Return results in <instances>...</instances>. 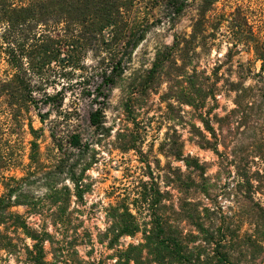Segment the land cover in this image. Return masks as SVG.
<instances>
[{"label":"trees","instance_id":"trees-1","mask_svg":"<svg viewBox=\"0 0 264 264\" xmlns=\"http://www.w3.org/2000/svg\"><path fill=\"white\" fill-rule=\"evenodd\" d=\"M227 2L0 0V56L8 66L0 77V264H264V18L239 5L226 14L220 10ZM191 6L190 33H174L169 45L156 49L124 104L133 128L117 132L114 145L134 152L139 176L106 206L87 204V172L97 161L95 137L106 133L112 87L154 24L155 11L174 27ZM222 44L214 65L203 67L201 58ZM87 52L96 58L90 67L78 62ZM242 52L252 59L236 61L233 69ZM76 70L84 72L88 138L78 124L80 99L74 95L65 105L81 81H70ZM151 95H158L168 125L158 147L164 166L158 158L149 161L138 129ZM226 97L234 107L215 113ZM32 114L42 127L34 128ZM234 119L251 123L248 143L235 138ZM175 122L189 127L187 139ZM24 135L31 137L25 164ZM186 142L214 153L220 170H235L225 209L216 194L220 171L207 175L204 163L185 154ZM96 208L105 227L92 230Z\"/></svg>","mask_w":264,"mask_h":264},{"label":"rangeland","instance_id":"rangeland-1","mask_svg":"<svg viewBox=\"0 0 264 264\" xmlns=\"http://www.w3.org/2000/svg\"><path fill=\"white\" fill-rule=\"evenodd\" d=\"M244 6L250 8H256L258 12H262V17L264 18V0H230L224 4H217L220 11L228 14L231 12L235 6ZM195 16V11L193 7H189L184 13V15L179 19L174 27H170L166 22V17L162 11H155L154 17H150L149 23L154 22L152 27H149L146 31L144 39L137 45L133 50L129 63L126 65L125 73L121 78L118 79L115 87H112L111 92L109 93L108 103L104 110V126L106 128V133L102 136H96L94 148L97 152L96 154V163L91 167L87 172V175L90 177L92 182V191L87 195V204L93 202H100L103 206H106L109 202L112 201L110 197L112 194L119 192H124L123 190L129 186V181L132 182L139 176L140 171L138 169V163L136 161L137 156L134 152L121 153L115 148V136L117 132H122L126 129H132L133 125L129 119V116L124 110V104L127 100L128 95L132 89L133 81L141 76L144 70L150 68L151 62L154 59V54L157 48L162 45H169L172 40V34L174 33H185L189 34L191 30L192 19ZM136 12H133L132 18H136ZM217 49L214 47L211 51L204 55L201 58V65L207 67L208 70L214 65L216 57L220 56L221 53L225 51V45H219L218 53ZM249 59H252V55L247 52H242L239 56L234 58L233 69L236 66V61L240 60L241 62H247ZM78 62L79 64L84 63L87 67H90L96 63V58L92 52H87L82 55V59ZM228 65H225L221 70L227 68ZM259 64H256L258 69ZM8 71V66L4 61V58L0 56V77H3ZM84 76L83 71L76 70L74 73L71 72L70 81L81 80V77ZM63 84L68 82L66 79H59ZM82 80L80 83L74 84V92L68 93L66 95L65 105L69 107L73 96L75 95L80 99L79 103V121L82 133L84 138L92 136L91 129L88 126V112L90 110L89 102L87 99H83L81 96L82 92ZM135 83H138L136 81ZM250 81L246 82L249 84ZM90 90L93 88L94 84L90 85ZM165 85H161V90H164ZM50 92L52 90L50 89ZM132 96V95H131ZM232 97H226L219 100V107L215 110V113L223 115L224 109L227 111L234 107L232 103ZM161 106V107H160ZM184 110L188 111V107H183ZM43 111L46 109L43 108ZM145 113L140 115L137 120L139 121L138 129L141 130L142 135L144 136V144L142 149L149 156V161L155 164V158H158L160 165L164 166L166 164V159L159 153L158 147L159 142L167 131V123L162 121V113L164 111L163 105L159 103L158 95H151L148 97L147 108L144 109ZM234 121H237L236 123ZM32 122L34 128H40L42 125L39 123L37 118L32 114ZM249 122V121H248ZM232 132L234 133L235 138H240L243 142L248 143L252 138L253 133L255 132L251 128V123H244L238 119H234L232 122ZM196 126H201L199 121H195ZM174 129L177 130L179 134L182 135L183 139H187L189 134V127H182L177 122L173 123ZM171 131V130H169ZM172 132V131H171ZM145 133V134H144ZM44 135L47 136V132H44ZM31 139L29 135H24L22 143V155L24 164L28 162L27 154L29 152L28 141ZM94 139V137H93ZM49 140H46L41 144V151L43 152L45 146L48 144ZM99 142V143H96ZM220 149H222L220 147ZM185 154H190L191 156L197 157L200 162L204 163L207 167V175L214 177L215 174L220 171V175L215 178L218 188L216 189L217 200L219 204L225 209L231 204L232 198L228 193H234L233 188L235 186V170L232 167L228 169L220 170V158H218L214 153L209 150H203L197 147L194 144L186 142L184 147ZM173 166H181L179 162H173ZM255 167L252 166V170ZM18 175H21L20 172H17ZM260 199L257 195L255 201ZM261 201V200H260ZM95 215L89 222L91 229L94 230V227L103 229L105 227L103 220V213L100 208L95 209ZM248 226L246 224L242 225L243 230ZM95 232V231H93ZM125 242H130V238H126ZM81 252H84L81 250Z\"/></svg>","mask_w":264,"mask_h":264}]
</instances>
